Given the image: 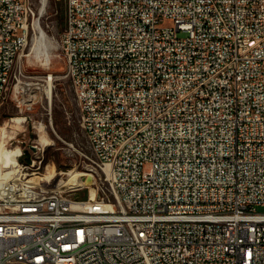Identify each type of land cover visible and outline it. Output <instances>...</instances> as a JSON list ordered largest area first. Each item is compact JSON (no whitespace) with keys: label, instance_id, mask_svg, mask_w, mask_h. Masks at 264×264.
<instances>
[{"label":"built area","instance_id":"obj_1","mask_svg":"<svg viewBox=\"0 0 264 264\" xmlns=\"http://www.w3.org/2000/svg\"><path fill=\"white\" fill-rule=\"evenodd\" d=\"M58 1L93 196L0 165V264H264V0ZM40 28L32 0H0V105L21 127Z\"/></svg>","mask_w":264,"mask_h":264},{"label":"rangeland","instance_id":"obj_2","mask_svg":"<svg viewBox=\"0 0 264 264\" xmlns=\"http://www.w3.org/2000/svg\"><path fill=\"white\" fill-rule=\"evenodd\" d=\"M32 1L36 12H39L41 35L49 45L44 54L35 52V40L39 37L37 33L30 46L24 51L21 63L24 72L31 76L32 82L42 86V96L38 94L39 102L29 113L31 121L21 127L10 121V118L17 117L18 110L13 95L8 93L0 105V126H5L9 135L5 138L7 142L5 149H16L17 146H21L24 150L25 154L18 161L20 164L29 165L26 178L34 179L30 183L40 181L41 186L56 189L58 181L67 180L66 174L86 173L87 161L81 154L89 155V149L80 125L75 94L70 81L64 75L65 62L59 47V35L64 26V5L58 0ZM48 76L51 77V81L47 80ZM48 98L50 114L45 115L48 110ZM38 122H42V129L32 127L34 123L38 126ZM44 131L51 143L41 147L39 138ZM52 169L55 171V177L48 182L42 179ZM78 179L75 186L78 191L74 192L73 196L86 198L90 188H93L94 179L92 178L89 185L81 184L80 178ZM259 210L264 211V208Z\"/></svg>","mask_w":264,"mask_h":264},{"label":"bare ground","instance_id":"obj_3","mask_svg":"<svg viewBox=\"0 0 264 264\" xmlns=\"http://www.w3.org/2000/svg\"><path fill=\"white\" fill-rule=\"evenodd\" d=\"M46 40V39H45ZM48 43H46L42 38H38L36 40V43L34 45V51L35 52H42L44 54L45 49L48 47ZM49 49V48H48ZM38 54V53H37ZM14 122L16 123L17 126H19V120L14 119ZM14 125V124H13ZM9 127V126H8ZM13 128V127H12ZM6 127L5 126H0V165L2 168H4L7 172L5 174V178L9 177V175L12 174V176L9 179H16L19 175L20 172V163L17 161V149H5V138L8 137L6 133ZM42 129V128H41ZM13 134V133H12ZM39 143L41 144V147L43 146H48L50 145V140L47 137L45 131L41 132L40 138H39ZM67 175V180L66 181H58L59 184H57V189H75L76 182L80 178L81 184L84 183L86 185L91 184V182L87 181L88 175L85 173H70L66 174ZM55 177V171L52 169L49 174H46L42 179L45 181H50L52 178ZM34 179L27 180V183L32 184L34 186H41V182H32ZM53 181V180H52ZM93 183V182H92ZM91 189V195L93 196V188Z\"/></svg>","mask_w":264,"mask_h":264},{"label":"water","instance_id":"obj_4","mask_svg":"<svg viewBox=\"0 0 264 264\" xmlns=\"http://www.w3.org/2000/svg\"><path fill=\"white\" fill-rule=\"evenodd\" d=\"M32 148H35V147H32ZM16 149H17V150H16V151H17V156H16V158L22 156V151H21V149H20V148H16ZM14 150H15V149H14ZM87 181H88V182H91V181H92V177H91V176H88V177H87Z\"/></svg>","mask_w":264,"mask_h":264}]
</instances>
